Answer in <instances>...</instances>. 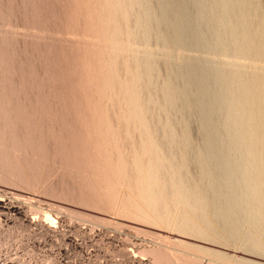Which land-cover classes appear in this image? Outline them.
I'll use <instances>...</instances> for the list:
<instances>
[{
  "label": "rangeland",
  "instance_id": "374dc122",
  "mask_svg": "<svg viewBox=\"0 0 264 264\" xmlns=\"http://www.w3.org/2000/svg\"><path fill=\"white\" fill-rule=\"evenodd\" d=\"M77 1L76 0H70V1L69 0H0V264H256V263L257 264H264V224L262 225L263 222L261 223L260 227L258 228L255 225L250 224L247 219H243V220L240 219L241 221L238 220V222H239L237 224L238 228L236 229L238 231H234V230L231 231L229 226H232V225H229V224H231L232 222L235 223V222H237V220L234 221L233 217L230 214L226 213L227 215L224 214L222 216H219L217 214L218 211L215 209L214 204L212 202H209L207 205H205V207H203L202 205L200 206V204H198V202H196V200H197V199H195L196 196H194L195 202H194V199L192 200L194 192L195 193L197 192L194 195L198 194L197 195V198H198L199 196H201V193L203 194V192L206 190L205 188L207 187L206 183H205L206 181H204L205 178L203 180L204 176H203L202 170L200 169L201 168V166H200L201 161H199V160L201 157H199L198 155L203 151L202 150L203 146H204L203 142L205 141V139L208 140V138H210V137H207V138L205 137L204 139H201L204 136L202 131L207 130V127H206V129H205V127L203 128L201 126L202 125L201 123L203 122L202 118H200V120H199V118L196 115H194L196 112L197 113L199 112V110H197L198 106L195 105L196 107H194L193 101H191V99H187V98H184L182 100L179 99L180 100L179 102L176 99L178 103L176 101H174V104L176 103L175 105L173 104L171 107L164 108L167 112V115H168V116L166 115L167 117L171 116L170 113L172 114V116H171V117H173V120H172V119H170L171 117L169 119L167 117H163L166 113H162L165 111L161 107H163V106L165 107L166 104L164 103V100L161 99L162 97H159L160 95L157 96L158 99H157V101H154V102L149 101L148 97L146 95L148 93L152 94V95L158 94L160 91L155 92L156 88L158 87L160 90V87H162V85H164L163 83L166 80L165 77L169 74L168 72L170 70L174 69V67L177 64L178 67H175V68H177L176 74H178L180 68L182 67V64L183 63L185 64L186 60H187V62L196 63V61L198 59H200V60L204 59L203 61H206V59H207L209 64L211 63L210 61H212L214 63L217 61L215 64L211 63L210 65H212V66H214L216 64L217 65L218 64L224 65V64H230V63L239 64L245 68V70H246L245 74H248V76H249V74L251 75V73H253L252 71H251V73H247V72H250V70L254 71L255 69H257V70L263 69L264 68V62L262 63L261 60L254 61L255 63L259 62L257 65L255 63H253L252 60H249V59L244 58V57L237 58V56L234 55L235 56L234 57L233 54H231V53L227 54V53H222L219 51H216V53H214L215 51L214 52L211 51L212 52L211 53V52H209V50H207L208 52H206V50H205V53H204L203 50H202L203 52L199 51V50H197V48H195L193 46H190L193 48H186L185 47L186 45H183L185 48L183 46L181 47L182 44H180V46L178 48V44L175 41H173L172 45L169 44L168 45L169 47H165L163 45V43L161 44V47H160V45L158 44L159 42L157 41V39H155L158 36L157 35L158 33L155 34L154 32L153 33L151 32V33L153 36H154V34L157 35L156 37L154 36L155 38H153V36H152V38H151L152 40L150 39L151 33H150V36L148 35L149 37H147L151 41L150 40L147 41V40L143 39L144 41H146L147 44L144 41L142 42V38L140 39L141 42L136 40V39L134 40L135 37L133 38V35L135 34L134 30L136 29L134 26V24L136 22L134 23V21H135V19L138 18L139 14H140V13H136V12L139 11L138 9L140 8V4L142 5V3H144L143 0H141L142 2H140L139 5L135 4L136 3L135 0H133V3L135 2L134 4H131L132 1L130 2V5H131V7L133 6L132 8L134 10L131 9V10H133V13L129 15L130 17L129 16L127 17L128 18L127 22H129V26H131V27H129V31H127L128 28L126 29L127 32L125 31V28L122 29L123 26H122V24L121 25L119 24V21L122 20L120 23L125 21L126 17L124 18V15L122 16L120 14V9L122 12H123L124 8L129 9L128 7L130 5H127V6L125 5L127 3L129 4L128 0H126V2L124 0L123 1L120 0V4L122 2V6L120 5L121 7L117 5V4H119L118 3L119 0H107V1L104 0V1H106L107 4L103 0H101V1H103V3L100 2L99 0L97 2H96V0L95 1L94 0H79V2H77ZM155 1H157L156 3H158V2L162 3L163 2L160 0L159 1L155 0ZM155 1L149 0L150 4L153 2L152 7L154 9L158 10V8H159L158 6L160 3L155 4L156 5L155 6L154 5ZM209 1H211V0H209ZM250 1H252V0H249V2L248 1L247 2L250 3ZM259 1H260V3L258 2V0H256V1L253 0V2H251V3H254V4H256L257 2H258V4L263 3V5L262 4L261 5H262V7H264V2H263L264 0L262 2H261V0H259ZM92 2L93 3L96 2L95 5L92 4ZM188 3L190 5V1ZM102 4L103 5L105 4L106 8L104 5V7H103L104 9H103ZM108 5L111 6L112 10H110V6L108 7L109 10L107 9ZM249 5H251V4H248V8L250 9ZM76 6L78 7V9ZM85 6L87 7L86 9H88V12L86 11ZM89 6H91V7L96 6V8H92L93 10L91 9L92 14H91V10L89 9L90 8ZM169 6H170V4H169ZM119 7H120V9H119ZM122 7H124V8H122ZM194 7L195 6L193 4H191L188 7V9L194 10L195 9ZM98 9H99V11H97ZM162 9H163V11H166V9L165 10H164V8H162ZM102 10H104V11L101 13ZM136 10H138V11H136ZM85 11H86V13H83ZM95 11H97L96 12L97 14L95 13ZM109 11H110V13L113 11L112 15L117 14V16H118L120 14L118 16L119 18H117V16L111 17V18H113V22L116 19V23L110 22L109 19H111V18L109 16L108 17L106 16V12H107V15L110 14V13L108 14ZM167 11H168V15L166 14L167 18L168 17L171 18V15H169L170 14V8L169 9L167 8ZM134 12H135V15H133ZM87 13L88 14L90 13L91 16L93 15L94 18L89 16ZM98 13H99V15L101 14L100 15L101 18L103 17V15L105 17H103V19H101V18L98 19L100 17L98 15ZM72 14H74V16ZM85 14H86V17H85ZM136 14H137V16H136ZM83 15H84L86 21L88 22V25L85 23L86 21H85L84 17L81 18ZM87 15H88V17H87ZM97 15H98V18H97ZM131 16L132 17L135 16L134 19L131 18ZM72 17H74V18H72ZM79 18H81V19H79ZM104 18H106V19L104 20ZM129 18L131 20L132 19L133 20L130 21ZM82 19L85 21L84 23H82L83 22ZM107 19L109 20V22L107 21ZM91 20L94 21L93 22L94 25L91 24L92 22H89ZM95 20H97V21H95ZM73 21H74V23H73ZM103 21H105L106 23L108 22L107 24H109V26H106V23ZM111 21H112V19H111ZM96 22H97V24L100 22L101 25L95 26ZM102 23L104 25H102ZM85 24L87 25V29H86ZM112 24L114 26H116L117 28L118 27L119 28L117 29L116 27H113ZM117 24H118V26H117ZM159 25L160 24L158 22L157 26L154 25L152 28L156 29L157 27H159ZM99 26H100V28H102L101 26H103V28L105 27V30H103L104 31L103 35H102L101 29H98ZM96 27H98V28L94 29ZM91 29L93 30V32L91 31ZM132 29H134V30L132 31ZM138 29L140 30V28H137L136 30H138ZM155 29H154V31H155ZM84 30H87V32H85ZM89 30H90V32H92V34L91 33L88 34ZM98 30H99V32H96ZM114 30H116V33H117V36H114L115 38L112 36V35L116 34V33L114 34V32H115ZM151 30H153V29H151ZM157 30L158 29H156V32H157ZM160 30H162V28ZM105 31H106V33H108V35L105 33ZM118 31H121V33L120 32L118 33ZM163 31H164V29H163ZM94 32H96V33H94ZM124 33H125L126 37H123ZM162 33L164 35L166 34L165 32H162ZM173 33H175V32H173ZM173 33H171V36L174 37L175 34L172 35ZM93 34H94V36H93ZM98 34H100V35H98ZM119 34H122L123 36L119 35ZM95 35H96V37H95ZM101 35H102V37L107 36L108 39L113 38V39H111V41L113 40L114 43H113V41L111 42L110 40H109L110 41L109 42L107 38H100ZM118 35L122 36V38H125L126 41H125V39L117 40V39L121 38V37H118ZM108 36H110V38ZM173 37H172V39H173ZM127 38H128V40H127ZM96 40L99 41L98 42L99 44H97ZM115 40L119 41V42H122V41L124 42V43H121V44H123L121 46L123 48L119 47V50H120V52H122V51L128 52L129 54L132 55V58H133V55H135L137 53V51H139V50L143 51L142 49L147 48L148 50L149 49L152 50V51L150 50L151 53L154 52L153 54H151L152 57H154V54H156L155 58H157V60H159V62H160V60L163 61L166 58L168 59V60L166 59V61L164 60L166 63L163 61L162 65H160L161 63L160 64L155 63V66L159 67L158 65H160L162 67V68L161 67L160 68L154 67V69L157 70L156 72L149 71L148 76L151 77L152 80H154L155 82H157V83L160 82V83L155 85V86H154V84H156V83H153V85L151 84V86L155 87V91L153 90V87H152V90L154 92L151 91V89H150L151 87L149 84V87H147V88H148V91H150V92H148V91H147L148 93L140 92V94L137 95V97L139 96V100L142 99V100H140L141 101V103H139L140 105L144 104L143 102H145V101H143V100H145V99H143V96H145V95H146V102L147 103L150 102V104L145 105V106H148V108L144 107L143 105H141V107H140V105L138 106L137 104L135 105V103H134L133 105L138 106V108L140 107L139 109L137 107L135 108L138 111L137 112L138 114L136 113L135 109H132V107H133L132 105H131L132 107H130V105H129L130 109H132V110H129L128 108L127 109L124 108V107H126V104H128L126 102H129V101H127V100H129V97H128L129 95L127 94L128 92H126L127 89L125 90V88H124L125 83H127L126 86H128V89H129V87L131 88V86L134 85L133 81L131 82L130 81L131 79H129V82H128L127 78L124 79L125 81L126 80L127 81L126 82L124 81L123 83H121V84H124V87H123V85L120 84V82H122V80H117V82L119 81L118 83L124 88L123 91L125 92V94H127L126 96L128 99L125 96H124L125 98L123 97L124 93L122 94V96H120L121 92H123V91L121 90V92H120V90H119L120 87L118 86L119 84L117 82H113L116 79H120L121 77H122L121 79H123V76H124L123 73L127 72V70L126 71L124 70L125 71L124 72L122 67L124 66V69L126 68L125 67L126 62L128 64L127 66H129L127 68H130V72H132V68L134 66V62H132L134 60L131 59V55L126 53L129 56L128 60L126 61L125 59H127V58H125V56H127V55L124 53L120 54V52H118V50H117L118 48L116 46L118 44L119 45H121V44L119 42H117L116 43L117 45H116ZM132 40H134L135 42ZM101 41L103 43H105L104 41H106V43L104 45L100 46L101 44H103V43H100ZM136 41H138V42L136 43ZM91 42L95 43L97 45H94L95 47L93 48V44L91 45ZM127 42H130V43H127ZM109 43H111V44L113 43L116 46L113 45L114 46V48H113L112 45H110ZM131 43H133L134 45L133 44L131 45ZM87 44H88V46H87ZM127 44H130L132 47L134 46V48H132V50L133 49L136 50L135 54H134V50L133 51L131 50L132 53H131V51H129L131 49V46L130 45L128 46ZM173 44L174 45L176 44L175 47H173L174 46ZM89 45H91V46H89ZM82 46H84V49L82 48ZM96 46H97L98 50H101V52L96 51V49H97ZM103 46H105V47H103ZM108 46L112 48V51L110 49H108L109 48ZM135 46L137 48H135ZM176 46H177V48H176ZM87 47H90L93 49H90V48L87 49ZM129 47H130V49H127ZM170 47H172L173 49L171 48L170 51L166 50V48L170 49ZM103 48H104V50H103ZM105 48H107L109 50V52L111 51V53L116 52L115 53L116 56L114 54L109 55L111 57L107 56L108 50L107 49L105 50ZM120 48L122 49V51ZM81 49H82V51H81ZM89 49L91 50L90 51L91 53H89ZM94 49H95V51H94ZM114 49H116L117 51H114ZM137 49H139V50H137ZM162 49L165 53L167 51L171 53V54L170 53L168 54V52H167L165 55H167L168 57L166 56V58H163V60H162V57L164 56V54L162 56L160 54ZM74 50H76V51L79 50V52L81 51L80 53L78 52L80 55ZM84 50H86L85 55H84V53H82V52H84ZM94 52L95 53L97 52V54L99 52L100 55H101V53H103V55L106 58L102 55H101L102 56L101 57L100 55H97V54H95L96 55L95 56V55H93ZM109 52H108V54H109ZM172 52H173V54H172ZM75 54H78L80 56V58H77L79 61H77V59H76V57H79V56L75 55ZM117 55H118V57H117ZM228 55H229V57H228ZM81 56H83V57H81ZM85 56L86 57L92 56L93 58H90L91 60L89 59L90 60L89 61V60H87L89 57H87V59H86ZM94 56H95V58H94ZM97 56H99L100 59H98L99 57L97 58ZM112 56H114V57H112ZM119 56L120 57L124 56L123 62L125 64L123 62H119L120 60H122V58H120ZM169 56H170V58H169ZM103 57L105 59L101 60V58H103ZM115 57L117 60L116 62L113 60H110L111 58L114 59ZM84 58L86 59V61H89V62L94 61V62H92V66L95 69L94 72H96V71L101 72L102 71V70H96V69H103L99 65V63H102V61H103V66L107 67L106 69L104 68V70H103L104 74L101 75V74H98L97 72L96 73L98 74L97 76H99V75L101 77L103 76V78L99 77V79L103 80L104 82H105L104 77H106V82L110 81V78H109V80L107 78L109 76V72H105L108 69L109 65L105 66L106 63H104V61L105 62L109 61L108 63H110V61H111L112 64L114 62L115 63L119 62L118 65H120V66H122L121 63H123L122 67H120V66L118 67L117 64L116 65L113 64L114 68H115V66H117L115 68L116 70L110 66L112 69L110 71L113 72L115 70L114 73L115 72L117 73V71H119V70L121 71V69H122L123 73L121 72L122 73L121 74L119 71V73H117V75L120 74L119 75L120 77H119L116 75V73L114 74L116 76H114L110 72L113 75V77L110 76L111 80L114 78V80L110 81L111 83L113 82V85L111 86L110 85L111 83L108 82V83H110V84H108V85H110V88H108V86H107V89H106V87H105L107 85L106 83H105L106 85L100 84V85H102L100 88V85H98L99 79L95 80L98 77L92 76L95 74L91 73V71L93 72L94 69L92 70V68H89L91 66V63L89 64L90 66H87V68H86L87 72L86 73H81L80 76L78 74H76L78 72L79 73L83 72V71L85 72L86 69L84 70V67H86V65L89 62L85 61L86 65L83 63V61L81 63L80 59L85 60ZM108 58H110V59L108 60ZM155 58H153V61ZM92 59H94V60H92ZM106 59H107V61H106ZM169 59H170V61H169ZM171 59L175 60V61H172ZM189 59H190V61H189ZM99 60H101V62H98ZM157 60H155L154 62H158ZM76 61H77V63L78 62L79 63L77 65H75L76 69L74 70L73 67H74V64ZM247 61L250 63H248ZM167 62L168 63L170 62L169 63V65L171 64L170 66H173L174 63L175 62L176 63H175L173 68L169 66L171 68L170 69V68H168V65H166V64H168ZM218 62H220V63H218ZM93 63H95V64L93 65ZM97 63H98L100 68L98 67ZM180 64H181V66L179 67ZM94 66H97L98 68H95ZM131 66H132V68H131ZM82 67H83V70H82ZM110 67H109V69H110ZM77 68H79V70L81 69V71H79ZM118 68H121V69H118ZM165 68H167L166 69L167 75L164 76ZM109 69H108V71H109ZM158 69L159 70L163 69V72H161V70H160V74H159ZM247 69H248V71H247ZM76 70H78V72L75 73L74 71H76ZM167 70H168V72H167ZM176 70H174V71H176ZM133 71H135V70H133ZM150 72L151 73L153 72L152 73L153 75ZM90 73H91V78L94 77V79L92 78V80H90ZM105 73H107L108 75L106 76ZM132 73H135V72H132ZM157 73L159 75H157ZM161 73H163V74H161ZM173 73H175V72H173ZM85 74H86V76H85ZM130 74H128V75L126 74V77L129 76ZM76 75L79 77V79H80V77H82L80 81L78 79H77L78 81H76V78H77ZM87 75L89 76V78L87 77ZM160 75H162V76H160ZM84 76L87 77V81L89 79V81L93 83L92 84L90 82L89 83L87 82L89 84V88H90L89 90L91 91V92L89 91L90 93H88V91H87L88 85L86 88L84 87L85 86L84 81L86 80V78ZM134 76H135V74H134ZM148 76H145V77H148ZM115 77H117V78H115ZM129 77L132 78L133 74H132V77L131 76H129ZM145 77H142V78H145ZM160 77H162V78L164 77V80L160 79ZM124 78H125V76H124ZM158 78L162 81H160ZM70 80H72V81H70ZM93 80L95 82H93ZM176 80H177L176 83H179L178 82L179 81L178 75H176ZM95 83L99 86L98 88L95 87L96 89H98L97 90L98 92H96V91L93 92V90L95 89L94 86L96 85ZM116 83H117V85H116ZM129 83H131L132 85H128ZM76 84H78L80 87H82V90H79L81 88L77 87L78 85H76ZM85 84H86V81H85ZM115 85L118 86L119 89ZM144 85H145V83H144ZM75 86H76V88H75ZM143 86H141V88L145 89L146 86L145 87H143ZM111 87H113V88L116 87L115 91H113L114 89L112 90ZM122 87H121V89H123ZM84 88L86 90H84ZM99 89H101V91H100L101 93H102V89H103L102 95L99 92ZM117 89L119 91H117ZM144 89H141L140 91H142V90L144 91ZM71 90H73L74 92ZM105 90H108V91L111 90V91H109V95H108V93L105 94V92H104ZM146 90L147 89H145V91ZM75 91H76V93H75ZM81 91L87 92L86 95L91 94L90 95L91 98L89 97V95L88 96L84 95L85 96L84 98L88 97L86 99H89V101H90V99L91 100L93 99V96L95 97L94 99H96V97L99 95V93H100V96H103L101 98L104 100H102L101 102H103L104 104H106L105 98H107V101L110 99V101H108V102H111V103L107 102V104H109L108 106L113 105L115 107V109L113 110L114 113L116 112V109L119 108V106H121L119 108L120 112L118 111L119 109L117 110V112H119V114H121L122 110L128 114L131 111L129 114L131 116V113L133 114L134 113L133 111L135 110V116L137 118V115H138L139 116L138 119L140 118V120L134 119L135 118L134 114H133L134 118L131 116V118H133V119H128V118H130V116H128V118H126L127 116L124 115V112H122L123 114H121V115H124L123 120L127 119L124 122L126 123L128 121V123H130V127H131V122H129V121L130 120L131 121L136 120L137 124L133 122L136 125H132V126H134V128L139 132L136 134V130L134 128L132 129L128 126H127L128 128L125 127L123 129L125 131H127L126 132L127 134L129 133L128 129L129 128L132 129V130H130V132L133 131L132 134H134V136L136 134V136H137V137L135 136L136 138L134 137V139H136V140L138 139V141L140 140L141 142L143 141L144 145L139 141L141 147L143 145V146H145V148H148V149L150 148L152 150V152H154V156H156V160L154 159V157L152 159L153 153L152 154L150 153L151 150L146 151V149L143 147L142 148L139 147L140 149H136V148H138L139 142H137V146L134 145V143H136V141L134 139H131L133 136L131 133H129V134H131L132 136L131 135H125L126 137L124 138L123 134H125V133H123V131H122L123 129L121 126H123L125 123L122 122L123 120L122 121L119 120V119H122L123 116L120 117L119 114H117V112H116L115 114H117V115H115V116L120 117V118L114 117L113 116L114 114H112L113 112L109 111V110H112L113 106L111 108V107H108L107 104L104 105L100 102L97 105V102H95V100H92L95 103H92V101H90V103H89L88 100L86 101V99H84L82 97L83 96L82 94H84V93H82ZM127 91H129V90H127ZM79 92H80V94H79ZM114 92H120V93H115L116 96H117V94H119L118 96H120V98H118V96L116 98H114V96H113ZM94 93L96 95L98 93V95L95 96ZM103 94L107 95L108 97L107 96L105 97ZM100 96H99V98L97 97L98 98L97 101L101 100ZM109 96H110V98H109ZM111 96H113V97L111 98ZM140 96H142V97H140ZM191 96H190V98L194 97V96H192V97ZM113 98H114V100L118 99L117 104L113 101L115 103V105H118V107L115 106L114 103H112L111 100H113ZM76 99H78V100H76ZM160 99L163 100L162 101L163 104L161 103L163 106H161L159 104L160 102L157 103L158 101H161ZM185 99H187L189 101H187V100L185 101ZM84 100H85V102H83ZM119 101L123 102V104H121ZM136 101H138V99ZM74 102H77V103H74ZM87 102L89 103V105H87L88 104ZM180 102L181 103L184 102L183 105L186 104V102H187L186 105H188L190 108L186 109L188 106L187 107H186V105L182 106L181 104H179ZM124 103H126V104H124ZM151 103L154 105L158 104L155 106H159V108L161 110L158 107H157V110H160L161 112L159 111L160 113H156L158 111H156L154 109L155 106L154 105L152 106ZM94 104H96L97 107H95L96 105L94 106ZM99 104H100V106H99ZM110 104H112V105H110ZM131 104H132V102H131ZM88 106L92 107L93 110L91 111L90 110L91 108H89ZM105 106L107 107V109L110 108L108 110L109 112H107L108 118H107V120L105 118H103L104 120L103 119H101V120H102V122L103 121L105 122V120H106V122L108 121L109 126L107 125V123L102 124L100 121V118H99V122H98L97 121L98 118H96L99 116L98 114L101 112V111H99L100 109L102 110V112L106 113L105 111H107V110L105 109L106 108ZM149 106L152 108H150ZM174 106H176V107H174ZM177 106H179V107H177ZM122 107H123V109L121 110ZM142 107H143V109L145 108V110L151 109L153 111V112L148 111V113H151V114H148L149 115L148 120H147V110L146 111L143 110V112H142ZM184 107H186V108H184ZM170 108H174V109H172L171 112H169V114H168V111H170ZM176 108H178V110ZM103 109L105 111H103ZM180 109H181V112H180ZM182 109H185V111L188 110L189 113L188 112L182 113ZM97 110L99 111V113H97L98 116H95L96 115L95 112H97ZM128 110H129V112H128ZM174 110L176 112L179 111L178 112L179 114L178 113H172V112H174ZM88 112L90 113V116H92V114L95 113L94 114L95 118L93 116L92 117L94 118L95 122L97 121L96 123H98V124L101 123L100 124L101 126L103 125V127H102L103 130H101L100 125H98V126H100L99 127L100 129L98 128V126H95L94 129L96 127L98 128V133H96V130H94L92 128L93 124H95L93 122L94 120L90 118V116L88 115L89 114ZM92 112H94V113H92ZM154 112H155V114H154ZM104 113L102 115H104ZM145 113H146V117L143 116V118H146V119H144V122L145 123L147 122V124H148V122L150 121L149 122L150 125L149 124L148 125L146 124V125L149 126L148 127L149 129L150 128L152 129V130L150 129L151 132H154V131L157 132V130L156 129L154 130V127H151V125L153 123L156 125L157 123H155V122L158 119H159L158 122L161 121L160 122L161 125H160V123H158V124L160 126H162V128H163L165 123H164V125H162L163 121L161 119L164 118L167 121L171 120L172 124H174V125H171V123H170V125L172 127L169 126L168 124H166L165 126L168 125V129L172 130V131L174 129L175 132L177 131L176 133L180 132V133H178V135L176 134L177 137H179V136L180 137L177 138L176 135H173L175 137V138L174 137L173 138L176 140H174V139L170 140L171 138L167 137L168 133H166V135H163L164 132H159V133L157 132L158 135H156V132H154V133L150 132L149 134H143L144 132H146V130H145L146 127L145 126L142 127L144 130V132H143V130L141 128L142 125H140L142 123L143 119H141L142 116L140 117V115H145ZM152 113L154 114L155 118H157V120L156 119L152 120L153 119ZM184 113H186V115L188 113L189 117L188 116L184 117V116H186ZM199 113H201V112H199ZM109 114H111L116 119L113 120L112 119L113 117ZM156 114H158V116ZM162 114H164V115H162ZM181 114H182V117H184L183 119L180 117ZM102 115L100 116L101 118L106 117V116H102ZM217 115H219V114L216 113L214 119L212 118V122L215 121L213 123L220 124V123H218V121H220L223 123L222 119H223L224 115L223 114H221L220 116H217ZM198 116H200V114ZM149 117L152 119H150ZM216 117H218V119ZM188 118H190L189 119L190 121L187 120ZM88 119L89 120L91 119L90 122L88 121ZM109 119H111V120H109ZM219 119H221L222 121ZM137 120L140 121L141 123L138 122ZM151 120H152V123H151ZM166 120H165V122L167 123ZM180 120L181 121L184 120L182 124L186 123L187 126L189 125L188 127L191 131L190 141L186 140L184 138L182 141V138H181L182 136L180 134H181V131H183V129H182L183 127H182V124L180 125V123H181ZM185 120L188 121V123L185 122ZM91 121L93 123H91ZM119 121H121L122 123H120ZM169 121H168V123H169ZM173 121H175V122H173ZM199 121H201V123ZM83 122H84V124H82ZM86 123H87V125H86ZM117 123H119L121 125V126H119L118 130L120 129V127L122 129V130L120 129L119 136L116 135L117 133H115V129L117 128ZM222 123L219 125L220 131H223V130H221V128L223 129V127H221ZM138 124H139L140 128H138ZM106 125L108 127H111L112 131L110 128H109L110 129L109 130ZM104 126L108 129L109 132L111 131L112 133L106 132L105 134L104 133L101 134L102 133L101 131H103V132L107 131L106 129L104 130V128H105ZM158 126H155V128L158 129ZM173 126H175V127H173ZM199 126L202 127L203 130ZM148 128H147V130H149ZM160 128L161 127H159L158 131H160L162 129V128L161 129ZM217 128H218V126H217ZM168 129L165 128V130L162 129L161 131L167 132ZM178 129H179V131H178ZM121 133H123V134H121ZM93 134H94V136H93ZM138 134H141L142 136L140 135L141 137L138 138V136H139ZM106 136H107V138H105ZM108 136H111V137L113 136L115 139L116 138L118 139V137H120V138L123 137V139H126V141H128V140L130 141V139H131L133 143H131V142H129V143H131L130 146L132 144L134 146H136V148L134 147V149L132 148L133 145L131 146V149H130L128 147L129 145H127L128 142H126L125 140H122V142L125 145L122 142H119L121 140H118V142L122 146H120L118 144V142H116V143L121 148H124L123 146H125L126 150L128 147V149H130V154H128L129 152H127L125 150V148H124V150L122 149L123 151L120 150L121 148L119 146L117 148L118 151L119 150H120V152L126 151L125 153L127 156L128 155L130 156L131 154H133L132 155L133 157L131 156L132 158H130L128 156V158H130L128 161V158L127 157H126L127 159L125 158L126 155L124 153L121 152L122 155L124 154L123 156H121L120 152L118 153L116 148H115V150H113L114 149V148H112L113 143L115 145L113 147L117 146V144L115 143V141L117 139L115 141H113L114 140V139H112L113 137L112 138L110 137L113 141V142L111 141L112 144L105 141L106 143H108L105 145V143L103 142L104 139L101 137H104L106 140H108V138H109ZM149 136H153V137L151 138ZM164 136H166V137H164ZM226 136H225V138L227 139L228 136L227 137ZM94 137H96V138L99 137L100 139H96L97 140L96 141L95 139H93ZM127 137H129V138H127ZM147 137H149L150 139H148ZM82 138H83V140H82ZM91 138H92V140H91ZM140 138L141 139L143 138V139L141 140ZM145 138L148 140V142H147V140H145ZM101 139H103V140H101ZM152 139L155 142L159 143L160 144L159 147H163V149L161 148L162 150H159L157 143H155L156 144L155 145ZM167 139L170 141H168ZM226 139L224 140L225 142H227ZM231 139H233V138H231ZM231 139H227V140L230 141ZM98 140H99V142H101V143H99L100 145L98 144ZM150 140H151V143H153V144L150 143ZM102 142L104 144H102ZM101 144L105 145V147H102ZM152 145H154V147H156L158 150L151 148ZM190 145H191V147H190L191 149L189 148ZM94 146L96 147V150L94 149ZM106 146H108V147H106ZM148 146H150V147H148ZM184 147H185V149H184ZM103 148L107 149L105 152L106 155H104L105 153L103 152L104 151ZM164 148H165L166 154H165V151H163ZM142 149H144L143 152L141 151ZM177 149H179V151ZM83 150L90 152L91 156H93L94 153L97 152L96 155L98 157L99 156H101V157L98 159L94 155L95 158L91 157L92 158L91 159L89 157V153H87L86 151H84V152H86V153H84ZM108 150H110V151L107 152ZM131 150H132V153H131ZM138 150L140 151V153L138 152ZM91 151H92V153L94 152L93 155H92ZM113 151H115V152L117 151V153H113ZM133 151H136V153L138 152L139 154H141V152H142L145 155H143V154H141V155L142 156H148V158L145 157L144 159H146V160H144V159L142 160L143 157L140 156L139 154H138L139 155L138 158H136L137 154L136 153L134 154ZM169 151H171L172 154ZM110 152H112V153H110ZM167 152L169 154H167ZM196 152H197V154H196ZM107 153H108V155L118 154L117 156L120 155L122 158L119 157V159H120L119 161H118V159L116 161L115 160L113 161L112 159H115L118 157H116V155H112V157L113 156H115V157H113L112 159L110 158L111 161L108 162V161H106V158H108V157H105V156H108ZM182 153H183V155H182ZM184 153L185 154L188 153L187 156H185ZM158 154H160V156L162 158L165 155L168 156V158H166V156H165L164 157L166 160L165 161L164 158L163 159L160 158ZM170 154L175 155L174 156L176 159L175 161L177 162L178 165L179 164L180 165L184 164V165H182L181 168H179L180 165L179 166L176 165L175 161L172 160V159H174V157L171 158ZM149 155L151 156L150 158L152 160H155V162L157 161V163H155V164H158V162L163 160L160 162L162 166L160 164H159L160 166L154 165L153 164L154 162H151ZM86 157H87V160H86ZM134 157L136 158L135 159L136 161L135 160L130 161L131 159H134ZM123 158H125L124 160H126L127 163L133 162L134 165L131 164V165H133L131 167V165L129 163L127 164L124 161H122ZM185 158L187 161H184ZM96 159H98L99 161H100V159H103V160L105 159V162H101L102 161L101 160L100 161L101 165H100V163H98V160H97V162L95 161ZM110 159L108 158L107 160H110ZM137 159H139V162H137L138 161ZM85 160H86V163H85ZM140 160H142L143 162L145 161V163L148 161V163L143 165V164H141L142 161H140ZM90 161H91V163H89ZM92 161H94L95 164L93 163V165H95V166L92 165ZM120 161L124 162V165L126 164V166H127V169H125V171H123V172H126L125 174H127V177H125L126 175L123 174V172L121 174L122 170H120L121 167L119 168L120 164H119V166H117L118 164L117 165L115 164V162L120 163ZM172 161H173V163H175L174 165H176V168L177 167L178 168L173 169L171 171V168H173V167L175 168L174 165L172 166V164H173ZM111 162H112V164L114 162L115 165L113 164V166H112ZM135 162H136V164H135ZM164 162L165 163L169 162V163H167V164H169V166L167 164H165ZM182 162H184V163H182ZM186 162H187V164H186ZM137 163L138 164L140 163L141 165H139V166L143 167V169L142 168L140 169L142 171V175L140 174L141 173L140 170L138 171V173L136 172V170L140 168V167H138L137 169H135V166L136 167L138 166ZM149 163L151 164V167L150 166L149 167L152 168L151 169L152 171H150L149 167H147L148 165H150ZM170 163H171V165H170ZM152 164L154 165V168H157V166H159L161 168V171H164L162 169V167H164V166L166 168L169 167L170 170L167 169V171L169 173L167 171H165L164 172L166 174L165 175L161 171H160V173H162V174H160L158 171L156 172V170H159V168L153 169ZM163 164H164V166H163ZM102 165H104L106 168H107V166L110 168V169L107 168V170L110 171V174L108 176H111L113 173H115V171L117 169H119L120 171L117 170L116 172H118V171L120 172L119 174H120L121 178L119 176H117V174H118L117 173L116 175L113 174L115 178L112 177L113 175L111 177H109L110 178L109 179L110 181H109L107 179L108 177L106 176L107 174L104 172L106 174L105 175L102 172L104 170L101 167ZM124 165H122V167ZM129 165H130V167H128ZM99 166H100L101 170L102 169L103 170L101 171L99 169L98 172L100 174L99 173L97 174V169L99 168ZM93 167L94 168L96 167V169H95L96 172H94ZM165 167H164V169L166 170ZM123 168H126V167L124 166ZM146 168L148 169V172L146 171ZM111 169L112 170L115 169V170L112 171ZM181 169L182 170L184 169V170L182 171ZM127 170H128V172H127ZM143 170L146 171V173H150V176L152 175L151 178L150 177L148 178V181L150 179H152L153 177H156V174L158 175V173L160 174V176L156 179L153 178L154 181L150 180L151 183L149 181V184H152L151 186L148 185V183H147L148 181L145 182L144 186H141V184L143 183L142 181L147 180V177L149 176V174H148V176H146L145 175L146 173H144ZM174 170L176 171L175 176L173 175ZM185 170H186V173H185ZM135 172H136V174H135ZM190 172H191V174H190ZM154 173H155V175H154ZM216 173L214 171L212 174V177L217 178L218 174L216 175ZM137 174L138 175L140 174L141 176L139 175L140 176L139 177ZM103 175H105L107 178H104L105 176H103ZM121 175H124V176H121ZM170 175H171V177H170ZM97 176H99L100 178L98 177V179H97ZM116 176L119 177L120 180L118 178H116ZM142 176L145 177L146 179L142 180V178H143ZM134 177L138 181L135 180ZM169 177L171 178V180L169 179ZM172 177L174 179H172ZM126 178L129 179L128 181H130V183L128 182V184H130V185H127V182L123 183L127 180ZM139 178H141L140 182H139ZM180 178L181 179L182 178L187 179L184 182L182 179V182L185 183V185L187 186V189H188L189 185H190V190H191L192 186L194 187V188L192 187L193 191L188 190L190 192V194L193 193L191 195L192 198H190L191 197L190 194L188 195V197L190 196L189 198L186 197L184 199V198L178 197L177 192L175 190V188H177V187H174V186L179 185V182H181ZM114 179H116L117 181ZM102 180H104V181H102ZM132 181H134V182H132ZM152 181L154 183H156L157 186H155V184H153ZM173 181H174V183L175 182H177V183L174 185ZM190 181H191V183H190ZM199 181H201V182H199ZM103 182L104 183L106 182L105 186H103L104 185ZM107 182H110V185H109V183L107 184ZM161 182H164L162 185L166 184V185H164V188L167 186V184L169 187V188H165V189L163 188L164 190L161 188L163 191L166 190L165 192H162V190H160L162 192V195H163V193L165 194L167 192V190H170L166 193L165 196H162L159 192V189H160L159 185L161 184ZM188 182H189V185H188ZM136 183H137V185H136ZM171 183H173V184H171ZM133 184H135L136 186H134ZM202 184L204 185L203 187H202ZM196 185H197V187H196ZM127 186H129V187H127ZM148 186L150 188H152L153 191L155 190L154 187H157L158 190L157 189L156 190L158 191V193L154 194V192H157L156 190L154 192L153 191L150 192L151 189L149 190ZM222 186L218 187L219 191L217 189V192L222 191V190H220ZM138 187H140L142 189L140 190V188H138ZM111 188H113V190ZM144 188H147L148 189L147 191L149 193L147 191H145L146 189L144 190ZM171 188H173L172 190H175L176 193L175 192H174V194L170 193V195L172 194L173 196L171 195L172 197L170 196L168 198L166 196L167 195L169 196V192H172ZM223 188L225 189L224 186L222 187V189ZM110 189H111V191H110ZM224 189H223L224 192L223 191L221 192L222 194H225L226 189L225 190ZM143 190H144V192H142ZM105 191H106V193H105ZM112 192H114V193L112 194ZM145 194H147V195H145ZM156 194H158V195H156ZM139 195H141V196H139ZM174 195H177L178 198L177 199L173 198V197H175ZM147 196H150V198ZM155 196L156 197L160 196L163 198L159 199L160 197L156 198ZM148 198L150 200H152V202H153L152 204H150L151 201L149 202L147 200ZM154 198H156V200H154ZM142 199H144V200H142ZM158 199L160 201H157ZM181 199H184L182 201H184L185 204L187 203L188 200L191 199L192 201L190 200V202L191 203L194 202L191 205H194V206L193 207L189 206V204H190L189 201H188L189 204L187 203L188 205L183 204ZM173 200H174V202H173ZM198 200H199V198H198ZM156 201H157V203H156ZM148 202H149V204H148ZM154 202L156 204H158V202H160V204L161 203L162 204H161V206L159 204L154 205ZM195 204H197V205L195 206ZM186 206L189 209V211L186 208ZM189 207H191V208H189ZM155 208H157L158 210ZM205 208H208V209L205 210ZM163 210H165V211H163ZM213 210H214V212H212ZM205 212H206V214H205ZM156 213H158V214H156ZM185 214L188 216H186ZM203 214H205L206 218L203 217L204 216ZM189 215H190V217H189ZM165 217H166V220H165ZM202 217L204 218V220ZM216 218H218V219L216 220ZM183 220L185 222L184 225H183V223H184ZM189 220H190L191 224L188 223ZM246 220L248 223L246 222ZM204 221H206V222H204ZM186 223H188L190 225H187ZM192 224H194L193 225L194 227L192 226ZM185 225H187V226L185 227ZM188 226H190V227H188ZM191 226L193 229H191ZM195 226L200 227V229L195 228ZM194 228L198 229L199 231L195 230ZM192 230H195V231H192ZM248 231L250 233L247 234ZM198 232H202V233H198ZM237 232L238 233L240 232V233L237 234ZM246 234L248 236H249V234L251 235L248 237L250 239V241L247 238ZM253 234H254V236H252ZM255 236H256V238H255ZM252 239L256 240L255 241L256 245H255L254 241H251Z\"/></svg>",
  "mask_w": 264,
  "mask_h": 264
},
{
  "label": "bare ground",
  "instance_id": "6f19581e",
  "mask_svg": "<svg viewBox=\"0 0 264 264\" xmlns=\"http://www.w3.org/2000/svg\"><path fill=\"white\" fill-rule=\"evenodd\" d=\"M70 1V0H69ZM77 1V0H76ZM95 1V0H94ZM98 0H96V2H97ZM100 2H102L103 3V1H101V0H99ZM107 1V0H106ZM106 1H104L105 3H106ZM121 1H123V0H121ZM125 2H126V0H124ZM132 1V3L131 4H134L133 3V0H128V2H129V4L127 3V4H125L126 6L127 5H130V2ZM136 1V3L135 4H140V2H142L141 0H135ZM144 1V3H142V5L140 4V8L138 9V10H136V11H138V12H136V13H140L139 14V16H138V18L137 19H135V21H134V26H135V28L137 29V28H140V30L138 29V30H134V29H132V31L134 30L135 31V34L133 35V38H134V40L136 39V40H138V41H140L141 42V38H142V42L144 41V40H150L151 38H152V33L154 32L155 34L156 33H158L157 35H155L154 34V36L156 37H154L153 36V38H155V39H157V41L159 42H157L159 45H160V47H161V44L163 43V45L165 46V47H169L168 45L170 44V45H172V43H173V41H175L177 44H178V48H179V46H180V44H182L181 45V47L183 46V45H186L185 47L186 48H193V47H195V48H197V50H199V51H204V53H205V50H206V52H208L207 50H209V52H214V53H216V51H219V52H222V53H231V54H233V56L235 55V56H237V58H240V57H244V58H247V59H249V60H252L253 61V63H255L254 61H258V60H261L262 61V63L264 62V7H262V5H263V3H261V4H258V2L260 3V1L258 0V2L256 3V4H254V3H251V2H253V0L252 1H250V3H248L249 2V0H211V1H207V0H160V1H163L162 3H160V2H158V3H160L159 4V8H158V10H156V9H154L153 7H152V3L150 4V2H149V0H143ZM155 1V0H154ZM159 1V0H158ZM190 1V5L191 4H193L195 7V9L194 10H192V9H188V7L190 6L189 5V2ZM248 1V2H247ZM254 1H256V0H254ZM263 0H261V2H262ZM75 2V1H74ZM77 2H79V0L77 1ZM76 2V3H77ZM84 2V1H83ZM82 2V3H83ZM88 2V1H87ZM95 2V3H96ZM115 2V1H114ZM113 2V3H114ZM117 2V1H116ZM157 1H155L154 2V5L155 4H158V3H156ZM192 2V3H191ZM264 2V1H263ZM90 3V2H89ZM95 3H93L92 2V4H94L95 5ZM118 3L119 4H117L118 6H122V2H121V4H120V0L118 1ZM124 3V2H123ZM188 3V4H187ZM91 4V5H92ZM107 4V3H106ZM169 4H170V6H169ZM248 4H251V5H249L250 6V9L248 8ZM90 5V4H89ZM100 5V4H99ZM105 5V4H104ZM104 5L102 4V8L104 7ZM115 5V4H114ZM189 5V6H188ZM87 6V5H86ZM85 6V9L87 8ZM110 5H108L107 6V9L109 10V7ZM113 6V5H112ZM120 6V7H121ZM124 6V5H123ZM125 6V7H126ZM156 6V5H155ZM169 6V7H168ZM188 6V7H187ZM77 7V6H76ZM82 7V6H81ZM90 8V10L92 9V8H96V6H94V7H91V6H89ZM101 7V6H100ZM120 7H119V9H120ZM133 7V6H132ZM131 7V5L128 7L129 9H126V8H124V7H122V8H124V10H123V12L121 11V9H120V14L123 16L124 15V18H125V21H123L122 23H120L122 20H120L119 21V24L121 25L122 24V29H124L125 28V31H126V29H127V31H129V27H131V26H129V22H127V17L130 15V14H132L133 13V8ZM137 7V6H136ZM84 8V7H83ZM105 8H106V5H105ZM115 8V7H114ZM113 8V9H114ZM162 8H164V10L166 9V11H163V9ZM167 8L169 9L170 8V14L169 15H171V18H167V16H166V14L168 15V11H167ZM77 9H78V7H77ZM104 9V8H103ZM116 9V8H115ZM118 9V8H117ZM131 9H133V10H131ZM70 10V9H69ZM89 10V11H90ZM93 10V9H92ZM92 10H91V14H92ZM101 10V9H100ZM110 10H112L111 9V6H110ZM251 10V11H250ZM86 11L88 12V9H86ZM86 11L85 12H83V13H86ZM97 11H99V9L97 10ZM97 11H95V13L97 12ZM104 10H102L101 11V13L103 12ZM119 11V10H118ZM132 11V12H131ZM113 12V11H112ZM112 12L110 13V11L108 12V14L109 15H107V12H106V16L108 17H112V16H117V14L116 15H112ZM122 12V13H121ZM71 13V12H70ZM119 13V12H118ZM77 14V13H76ZM88 14V13H87ZM97 14V13H96ZM119 14V15H120ZM73 16H74V14H72ZM89 16H91L90 15V13L88 14ZM88 15H87V17H88ZM98 15H99V13H98ZM98 15H97V18H98ZM101 15V14H100ZM99 15V16H100ZM118 15V16H119ZM133 15H135V12H134V14ZM117 16V18H119ZM136 16H137V14H136ZM71 17V16H70ZM84 17V15L81 17V18H83ZM85 17H86V14H85ZM85 17H84V19H85ZM91 17H93V15L91 16ZM96 17V16H95ZM103 17H105L104 15H103ZM103 17L101 18V16L98 18V19H103ZM106 17V18H107ZM121 17V16H120ZM130 17V16H129ZM135 17V16H134ZM134 17H132L131 16V18H133L134 19ZM72 18H74V17H72ZM71 18V19H72ZM81 18H79V19H81ZM94 18V17H93ZM92 18V19H93ZM96 18V19H97ZM106 18H104V20L106 19ZM115 18V17H114ZM70 19V20H71ZM78 19V20H79ZM111 19H112V21H111ZM111 19H109L110 20V22H112V23H116V19L114 20V22H113V18H111ZM130 19V18H129ZM132 19V20H133ZM83 20V19H82ZM94 20V19H93ZM109 20L107 19V21L109 22ZM131 19H130V21H132ZM75 21V20H74ZM74 21H73V23H74ZM85 21H86V19H85ZM84 20H83V22L82 23H84L85 22ZM95 21H97V20H95ZM102 21V20H101ZM72 22V21H71ZM78 22V21H77ZM89 22H92L91 24H93V22L94 21H89ZM103 22H105V21H103ZM107 22V23H108ZM158 22H159V27H157L156 29H158L157 30V32H156V29L155 28H152L154 25H156L157 26V24H158ZM87 25H88V22L86 21L85 22ZM106 23V22H105ZM106 23V26H109V24H107ZM132 23V22H131ZM130 23V24H131ZM85 24V26H86V29H87V25ZM111 24V23H110ZM94 25V24H93ZM98 26V25H101L100 24V22L97 24V22H96V24H95V26ZM102 25H104L103 23H102ZM113 25V24H112ZM116 25V24H115ZM119 25V26H120ZM203 27H202V26ZM67 26V25H66ZM92 26V25H91ZM117 26H118V24H117ZM133 26V25H132ZM155 26V27H156ZM201 26V27H200ZM93 27V26H92ZM91 27V28H92ZM102 28H103V26H101ZM113 27H116V26H114L113 25ZM84 28V27H83ZM98 27H96V28H94V29H97ZM102 28H100V26H99V28L98 29H101V31H102V35L104 34V31L103 30H105V27L102 29ZM117 28V27H116ZM115 28V29H116ZM119 28V27H118ZM117 28V29H118ZM162 28V30H160ZM90 29V28H89ZM121 29V28H120ZM151 29H153V30H151ZM154 29H155V31H154ZM163 29H164V31H163ZM170 29V30H169ZM110 30V29H109ZM131 30V29H130ZM85 32H87V30H84ZM91 31L93 32V30L91 29ZM115 31V32H114ZM113 32H114V34L116 33V30H114ZM126 31V32H127ZM131 31V32H132ZM172 31V32H171ZM92 32H90V30L88 31V34L89 33H91L92 34ZM96 32H99V30L98 31H96ZM96 32H94V33H96ZM121 33V31H118V33ZM152 32V33H151ZM162 32H165L166 34L164 35ZM173 32H175V33H173ZM105 33H106V31H105ZM110 33V32H109ZM112 33V32H111ZM150 33H151V36H150ZM171 33H173L172 35H174L175 34V36L173 37V36H171ZM107 35H108V33H106ZM105 34V35H106ZM113 34V33H112ZM123 34V33H122ZM122 34H119V35H122ZM98 35H100V34H98ZM97 35V36H98ZM102 35H101V37L100 38H107V36L106 37H102ZM110 35V34H109ZM118 35V37H121V38H119V39H117V40H120V39H125V38H122V36H119ZM150 36V39L149 38H147V37H149ZM93 36H94V34H93ZM113 37L114 36H117V33L115 34V35H112ZM132 36V35H131ZM95 37H96V35H95ZM109 38H110V36H108ZM123 37H126L125 36V33H124V36ZM171 37V38H170ZM172 37H173V39H172ZM115 38V37H114ZM130 38V37H129ZM108 39V38H107ZM111 39H113V38H111ZM111 39H108V41L110 40L111 41ZM144 39V40H143ZM104 40V39H103ZM106 40V39H105ZM121 40V41H122ZM127 40H128V38H127ZM131 40V39H130ZM134 40H132V41H134ZM152 40V39H151ZM150 40V41H151ZM154 40V39H153ZM109 41V42H110ZM113 41V40H112ZM111 41V42H112ZM116 41V40H115ZM125 41H126V39H125ZM138 41H136V43L138 42ZM156 41V40H155ZM93 42V41H92ZM91 42V45L93 44V48L95 47L94 45H97V44H99L98 42L99 41H97L96 40V42H97V44H95V43H92ZM105 43H106V41H104ZM117 42H119V41H116L115 42V44L117 43ZM135 42V41H134ZM133 42V43H134ZM145 43H146V41H144ZM82 43V42H81ZM100 43H103L102 41L100 42ZM105 43H103V44H101L100 46H102V45H104ZM108 43V42H107ZM113 43H114V41H113ZM111 44V43H109L110 45H112V47L114 48V46H116L115 44ZM120 44L121 43H124L123 41L122 42H119ZM127 43H130V42H127ZM133 43H131V45L133 44ZM108 44V45H109ZM126 44V43H125ZM141 44V43H140ZM147 44V43H146ZM145 44V45H146ZM91 45H89V46H91ZM114 45V46H113ZM123 44H121V45H117L116 47L118 48L117 50H118V52H120V50H119V47H121ZM128 46L130 45V44H127ZM130 45V46H131ZM134 45V44H133ZM162 45V46H163ZM174 45V44H173ZM176 45V44H175ZM175 45L173 46V47H175ZM86 46V45H85ZM87 46H88V44H87ZM106 46V45H105ZM105 46H103V47H105ZM127 46V47H128ZM152 46V45H151ZM190 46H193V47H190ZM79 47V46H78ZM99 47V46H98ZM109 47V46H108ZM115 47V48H116ZM149 47V46H148ZM184 47V46H183ZM184 47V48H185ZM82 48L84 49V46H82ZM88 48H90V47H87V49ZM93 48H90V49H93ZM96 48H97V46H96ZM101 48V47H100ZM121 48H123V47H121ZM120 48V49H121ZM125 48V47H124ZM132 48H134V46L132 47L131 46V49H130V47L129 48H127V49H130L129 51H131L132 50ZM135 48H137L136 46H135ZM150 48V47H149ZM171 48L172 47H170V49H168V48H166V50H171ZM176 48H177V46H176ZM76 49V48H75ZM89 49V53H91L90 50ZM107 48H105V50H106ZM108 49H110L111 51H112V48L111 47H109ZM107 49V50H108ZM173 49V48H172ZM103 50H104V48H103ZM116 49H114V51H117ZM134 50V49H133ZM132 50V51H133ZM137 50H139V49H137ZM143 51H137V53L135 52L136 50H134V54L135 55H133V58H132V55L131 54H129L128 52H123L122 51V49H121V51L122 52H120V54H126V53H128L129 55H131V59H133L134 61H132V62H134V66H133V68H132V66H131V68H132V72H135V73H132V72H130V68H127V67H129V66H127L128 64H127V62H126V65H125V69H124V66H123V60H124V56H122V57H120V58H122V60H120L119 62H123V63H121L122 64V66H120V65H118V63H115L117 60H116V57L114 58V59H110V58H108V60L110 59V60H113V61H115L113 64L114 65H118V67L120 66V67H122V69H123V71L125 70H127V72H125L127 75L128 74H130L129 76H131L132 77V74H133V79L132 78H130L129 76H127L126 77V74L125 73H123L122 72V69L121 68H118V69H121V71H120V73L122 72L123 73V75L125 76V78H124V76H123V79H116L115 81H113V82H117V80H122V82H120V84L121 83H123L125 80L124 79H126L127 78V80H128V82H129V79H131L130 81L132 82L133 81V84L134 85H132L131 83H129L128 85H132L131 86V88L129 87V89H128V86H126V84L127 83H125V87H124V84H121V85H123V87L125 88V90L127 89V90H129V91H127L126 90V92H128L127 94L129 95L128 97H129V100H127L128 98H127V94H125V92L123 91L124 90V88L119 84L118 86L120 87V89H119V87L118 86H116L117 85V83H116V87H118V89L120 90V92H121V90L123 91V92H121V95L120 96H122V94H123V97L125 96L127 99V101H129V102H126V103H128V104H126V103H124V104H126V107H124L125 109H129V110H132V109H135L136 107L138 108V106L140 105L139 103H141V101L140 100H142V99H140L139 100V96L137 97V95H139L140 94V92H145V93H148V92H150V91H148V88L147 87H149V84H150V89H151V91H155V87H153V86H151V84L153 85V83H156V84H154V86L155 85H157V84H159L160 82H155L154 80H152V78L151 77H149L148 75H149V71H153V72H156L157 70H155L154 69V67L155 68H160L161 66L160 65H162V62L165 60L166 61V56L167 55H165L166 53L163 51V49H162V51H161V56L164 54V56L162 57V60H163V58H166V59H164L163 61H161L160 60V62H159V60H157V58H155V55L156 54H154V57H152L151 56V54H153V53H151L150 52V50L151 49H142ZM74 51H76V50H74ZM81 51H82V49H81ZM80 51V52H81ZM85 51L86 50H84V52H82V53H84V55H85ZM94 51H95V49H94ZM96 51H100L101 52V50H98V48L96 49ZM111 51L109 52V50L107 51V56H109V55H115L116 56V52L115 53H111ZM127 51V50H126ZM132 51H131V53H132ZM152 51V50H151ZM173 51V50H172ZM202 51V52H203ZM77 53L79 52V50L78 51H76ZM75 52V53H76ZM79 52V53H80ZM88 52V51H87ZM86 52V53H87ZM103 52V51H102ZM105 52V51H104ZM108 52H109V54H108ZM117 52V53H118ZM139 52V53H138ZM211 52V53H212ZM78 53V54H79ZM111 53V54H110ZM170 52H168V54H169ZM78 54H75V55H78ZM93 54V53H92ZM91 54V55H92ZM95 54H97V52L95 53L94 52V54L93 55H95ZM105 54V53H104ZM128 54H126L127 56H125V58H127V59H125L126 61L128 60ZM171 54V53H170ZM172 54H173V52H172ZM80 55V54H79ZM78 55V56H79ZM83 55V56H84ZM89 55V54H88ZM97 55H100V53L98 52V54ZM101 55L102 56H104L103 55V53H101ZM100 55V56H101ZM159 55V54H158ZM83 56H81V57H83ZM96 56V55H95ZM95 56H94V58H95ZM101 56V57H102ZM173 56V55H172ZM234 56V57H235ZM86 57V56H85ZM87 57H89L88 59H87ZM86 57V59L87 60H89L90 58H93L92 56L90 57V56H87ZM99 56H97V58H98ZM105 57V56H104ZM101 58V60L103 59H105V58ZM109 57H111V56H109ZM112 57H114V56H112ZM117 57H118V55H117ZM168 57V56H167ZM228 57H229V55H228ZM77 58H80V56L79 57H76V59ZM96 58V59H97ZM153 58H155L154 59V61L155 60H157L158 62H154L153 61ZM161 58V57H160ZM169 58H170V56H169ZM85 59V58H84ZM86 59L85 60H82V59H80L81 61V63H82V61H83V63L86 65V62H89V61H86ZM98 59H100V57L98 58ZM97 59V60H98ZM159 59V58H158ZM188 59V58H187ZM191 59V58H190ZM190 59H189V61H190ZM242 59V58H241ZM92 60H94V59H92ZM101 60H99L98 62H101ZM119 60V59H118ZM130 60V59H129ZM168 60V59H167ZM172 60V59H171ZM182 60V59H181ZM180 60V61H181ZM185 60V59H184ZM194 60V59H193ZM197 60V59H196ZM204 60V59H203ZM202 59L200 60V59H198L197 61H196V63H194V62H187V60H186V62H185V64L183 65L182 64V67L180 68V70H179V72H178V74H176L177 73V68H175V67H178V65L176 64V66L174 67V65H175V63H174V65L173 66H170L169 65V63L168 64H166V65H168V68H170V67H174V69H172V70H170L169 72H168V70H167V72L169 73L168 75H167V73H166V69L167 68H165V74H164V76L165 75H167L166 77H165V82L163 83L164 85H162V87H160V90H159V88L157 87L156 88V91L155 92H158V91H160L158 94H146L147 95V97H148V100L149 101H152V102H154V101H157V99H158V95H160L159 97H162L161 99H163L164 100V103L166 104V106L164 107L162 104H163V100H161V101H158L157 103H159L161 106H163V107H161V108H163V110L165 111V112H162V113H166L165 115L164 114H162V115H164L163 117H167L168 115H167V112H166V110L164 109V108H168V107H171L173 104H174V101H176L177 102V100H178V102L180 101V100H182V99H184V98H187V99H191V101H193V104H194V107H196V106H198L197 107V110H199V112H201V113H199L200 114V116H198L199 114L196 112L194 115H196L198 118H199V120H200V118H202V120H203V122L201 123V121H199L201 124V126L204 128L205 127V129H206V127H207V130H203V128L202 127H200L203 131V138H201V139H204L205 137L207 138V137H210V138H208V140H206L205 139V143L203 142V144H204V146H203V151L198 155L199 157H201L200 158V160L199 161H201V170H202V173H203V180H204V178H205V180L204 181H206L205 183H206V190L203 192V194L201 193V196H199L198 198H199V200H198V198H197V195H194V194H196L195 192H194V194L193 193H191L190 194V192L189 191H191L192 190V187H191V190H190V185H189V182H188V189H187V186L185 185V183H183L184 181H186L187 179H183V182H182V179L180 180L181 182H179V185L178 186H174L177 182H175L174 183V181H173V183H174V187H177V188H175V190H176V192H177V195H178V197L179 198H186V197H188V195L190 194V196L193 194V198H192V196L190 197V198H192V200L195 198L194 196H196V198L195 199H197L196 200V202H198V204H200V206L202 205L203 207H205V205H207L209 202H212L213 204H214V207H215V209L218 211L217 212V214L219 215V216H222V215H227L226 213H228V214H230L232 217H233V219H234V221H236L237 220V222H235V223H231V224H229V225H232V226H229V228L231 229V231H238V230H236L237 228H238V226H237V224L239 223L238 222V220H243V219H247L248 220V222L250 223V224H253V225H255L256 227H260V225H261V223H262V225L264 224V68L263 69H260V70H257V69H255L254 71L253 70H250V72H247V73H251V71L254 73H251V75L249 74V76H248V74H245V72H246V70H245V68L242 66V65H239V64H235V63H230V64H224V65H214V66H212V65H210L211 63H214V62H212V61H210L211 63L209 64L208 63V60L206 59V61H203ZM77 61H79L78 59H77ZM77 61L75 62V64H74V70L76 69V67H75V65H77L78 63H77ZM86 61V62H85ZM106 61H107V59H106ZM164 61V62H165ZM169 61H170V59H169ZM172 61H175V60H172ZM183 61V60H182ZM228 61V60H227ZM237 61V60H236ZM72 62V61H71ZM92 62H94V61H92ZM92 62H89L87 65H86V67H84V70L87 68V66H90L89 64L91 63V66L89 67V68H92V70L94 69L93 68V66H92ZM96 62V61H95ZM109 62V61H108ZM108 62H105L104 61V63H106V65L105 66H108V69H109V67L111 66V67H113L114 68V65L112 64V62L110 61V63L113 65H111L110 63H108ZM217 62V61H216ZM215 62V63H216ZM225 62V61H224ZM248 62V61H247ZM155 63H161L160 65H158L159 67H157V66H155ZM166 63V62H165ZM164 63V64H165ZM214 63V64H215ZM218 63H220V62H218ZM248 63H250V62H248ZM252 63V62H251ZM259 63V62H258ZM258 63L256 62L255 64H257L258 65ZM66 64V63H65ZM69 64V63H68ZM83 64V65H84ZM95 63H93V65H94ZM102 64V65H101ZM125 64V63H124ZM133 64V63H132ZM131 64V65H132ZM163 64V65H164ZM84 65V66H85ZM97 65H98V63H97ZM99 65L101 66V68H103V69H96V70H102L100 73L99 72H97L98 74H104L103 73V70H104V68L106 69L107 67H104L103 66V61H102V63H99ZM99 65H98V67H99ZM261 65V64H260ZM82 66V65H81ZM170 66V67H169ZM181 66V64L179 65V67ZM255 66V65H254ZM95 68H98L97 66H94ZM111 67H110V69H109V71H108V69L105 71V72H109V76L107 77L108 78V80H109V78H110V81H112V80H114V78L111 80V77H113V75L116 73H114V71L116 70L115 68L117 67V66H115V70L112 72V71H110V70H112L111 69ZM143 67V68H142ZM165 67V66H164ZM88 68V69H89ZM100 68V67H99ZM162 68V67H161ZM78 70H79V68H77ZM117 69V70H118ZM155 71H154V70ZM171 69V68H170ZM78 70H76V71H74L75 73L76 72H78ZM82 70H83V67H82ZM91 70V69H90ZM129 70V71H128ZM133 70H135V71H133ZM159 70V69H158ZM161 70V69H160ZM160 70L158 71V73L160 74ZM174 70H176V71H174ZM73 71V70H72ZM79 71H81V69L79 70ZM95 71V69L93 70V72ZM119 71H117V73H119ZM247 71H248V69H247ZM87 72V69L85 70V72L83 71V72H78V73H76V74H78L79 76H80V74L81 73H86ZM90 72V71H89ZM88 72V73H89ZM92 71H91V73L92 74H95V75H92V76H96V77H98L97 79H95V80H98L99 79V77H101L100 75L99 76H97L98 74L96 73V72H94L93 73ZM113 74H111V73ZM130 72V73H129ZM152 72V73H153ZM161 72H163V69L161 70ZM173 72H175V73H173ZM91 73H90V80H92V78L94 79V77H92L91 78ZM117 73H116V75H117ZM121 73V74H122ZM151 73V72H150ZM151 73V74H152ZM157 73V75H159ZM106 74V76L108 75L107 73H105ZM134 74H135V76H134ZM161 74H163V73H161ZM178 75V79H179V83H176V75ZM253 74V75H252ZM71 75V74H70ZM84 75V74H83ZM116 75H114V76H116ZM120 75V74H119ZM119 75H117V76H119ZM153 75V74H152ZM155 75V74H154ZM72 76V75H71ZM70 76V77H71ZM77 76V75H76ZM82 76V75H81ZM85 76H86V74H85ZM84 76V77H85ZM111 76V77H110ZM145 76H148V77H145ZM160 76H162V75H160ZM87 77L89 78V76L87 75ZM87 77H85L86 78V84H85V81H84V87L86 88L87 87V85H88V89H87V91H88V93H90L91 91L89 90L90 88H89V79H88V81H87ZM120 77V76H119ZM142 77H145V78H142ZM158 77V76H157ZM81 78L82 77H80V79H79V77L77 76V78H76V81H80L81 80ZM101 78H103V76L101 77ZM105 79V82L103 81V80H101V79H99V84L98 85H100V84H105L104 86L106 87V89H107V86H108V88H110V85L112 86L113 85V82L111 83L110 81H108V82H110V83H108V82H106V77H104ZM115 78H117V77H115ZM78 79V80H77ZM84 79V78H83ZM159 79V78H158ZM160 79H163L164 80V77L162 78V77H160ZM159 79V80H160ZM103 82H101V81ZM126 80V81H127ZM70 81H72V80H70ZM125 81V82H126ZM154 81V82H153ZM160 81H162V80H160ZM88 82V83H87ZM93 82H95L94 80H93ZM101 82V83H100ZM73 83V82H72ZM90 83H92V82H90ZM144 83H145V85H144ZM162 83V82H161ZM93 84V83H92ZM96 84V83H95ZM108 84H110V85H108ZM115 84V83H114ZM76 85H78V84H76ZM97 85V84H96ZM94 86V88L96 87V88H98L99 86L97 85V86ZM102 85H100V88H101V86ZM144 85V86H143ZM161 85V84H160ZM83 86V85H82ZM141 86H143V87H145L146 86V88L145 89H147L146 91H145V89L144 88H141ZM77 87H79V88H81V89H79V90H82V87H80L79 85L77 86ZM115 87V88H116ZM121 87L123 88V89H121ZM127 87V88H126ZM152 87H153V90H152ZM71 88V87H70ZM69 88V89H70ZM75 88H76V86H75ZM74 88V89H75ZM84 88V90H86ZM93 88V87H92ZM91 88V89H92ZM93 88V89H94ZM94 89L93 90V92L94 91H96V92H98L97 90L98 89ZM112 88V90L113 91H115V88H113V87H111ZM117 89V91H119ZM131 89V90H130ZM141 89H144V91L142 90V91H140ZM149 89V90H150ZM158 89V90H157ZM71 91H73V90H71ZM90 91V92H89ZM101 91V89H99V92ZM107 91V92H106ZM109 91H111V90H109ZM109 91L108 90H105L104 92H105V94L106 93H108V95H109ZM148 91V92H147ZM153 91V92H154ZM74 92V91H73ZM82 93H84V94H82L83 96V98L85 97L84 95H86V93L87 92H83V91H81ZM120 92H114L112 95L114 96V98H116L119 94H117V96L115 95V93H120ZM152 92V93H153ZM75 93H76V91H75ZM101 93V92H100ZM100 93H99V95H98V93H97V95L94 93V95L95 96H97L98 98H99V96H100ZM102 93H103V89H102ZM102 93H101V95H102ZM79 94H80V92H79ZM110 94V95H111ZM89 94H87L86 96H88ZM91 95V94H90ZM89 95V97L91 98V96ZM104 95V94H103ZM146 95L145 96H143V99H145V100H143V101H145L146 102ZM194 96L193 98H190V96ZM76 96V95H75ZM105 97L107 96V95H104ZM113 96H111V98L113 97ZM120 96H118V98H120ZM191 96V97H192ZM77 97V96H76ZM96 97V99H94L95 97L93 96V99L92 100H95V102H97V105H98V103L100 102V103H102V104H104L103 102H101L102 100H104V99H102L101 97H103V96H100V98H101V100H98L97 101V98ZM108 97V96H107ZM122 97V98H123ZM124 97V98H125ZM140 97H142V96H140ZM78 98V97H77ZM86 98H88V97H86ZM86 98H84V99H86ZM109 98H110V96H109ZM114 98H113V100H111L112 101V103H116L117 104V100H114ZM121 98V99H122ZM75 99V98H74ZM138 99V101H136ZM177 99V100H176ZM180 99V100H179ZM187 99H185V101L187 100ZM76 100H78V99H76ZM89 101V99H86V101ZM91 99H90V101H92ZM120 100V99H119ZM125 100V99H124ZM90 101H89V103H90ZM108 101H110V99L108 100ZM107 98H105V102H106V104H107ZM114 101V102H113ZM123 101V100H122ZM140 101V102H139ZM187 101H189V100H187ZM78 102V101H77ZM77 102H74V103H77ZM83 102H85V100L83 101ZM95 102H93L92 101V103H95ZM121 104H123V102H121V101H119ZM131 102H132V104H131ZM143 102L144 104H141V105H143L144 107H147L148 108V106H145V105H148V104H150V102ZM177 102V103H178ZM88 103V102H87ZM89 103L87 104V105H89ZM108 103H111V102H108ZM115 103H114V105H115ZM135 103V105L137 104L138 106H135V105H133ZM162 103V104H161ZM183 103L184 102H180L179 104H181L182 106H185L186 104H187V102H186V104H184L183 105ZM192 103V102H191ZM190 103V104H191ZM86 104V103H85ZM101 104V105H102ZM106 104H104V105H106ZM120 104V105H121ZM152 104V103H151ZM176 104V103H175ZM174 104V105H175ZM178 104V105H179ZM189 104V105H190ZM84 105V104H83ZM91 105V104H90ZM96 104H94V106H95ZM97 105L95 106V107H97ZM109 104H107V106H108ZM110 105H112V104H110ZM129 105H130V107H132V109H130V107H129ZM132 105V106H131ZM141 105H140V107H141ZM154 104H152V106H153ZM155 105H158V104H155ZM154 105V106H155ZM196 105V106H195ZM82 106V105H81ZM92 106V105H91ZM99 106H100V104H99ZM113 106V105H112ZM112 106H108V107H111L112 108ZM115 106H117L118 107V105H115ZM123 106V105H122ZM128 106V107H127ZM180 106V105H179ZM179 106H177V107H179ZM188 105H186V107H187ZM89 107V106H88ZM106 107V106H105ZM116 107V108H117ZM121 106H119V108H120ZM139 107V108H140ZM150 107V106H149ZM156 107V108H155ZM154 107V109L156 110V111H158V112H156V113H160L161 111V109L159 108V106H155ZM157 107L160 109V110H157ZM174 107H176V106H174ZM186 107H184V108H186ZM192 107V106H191ZM193 107V108H194ZM89 108H91L90 110L92 111L93 109H92V107H89ZM94 108V107H93ZM104 108V107H103ZM118 108V109H119ZM138 108V109H139ZM150 108H152V107H150ZM188 108H190L189 106L186 108V109H188ZM77 109V108H76ZM79 109V108H78ZM107 111H105L104 109H103V111H105L106 113H104V112H102V110L100 109L99 111H101L100 113H99V111L97 110V112H95L96 113V115L95 116H98V117H96V118H98L97 119V121L99 122V118H100V121H101V123L102 124H106L107 123V125H108V121L106 122V120H107V112H109V111H111V112H113L112 114H114L113 116L114 117H116L115 115H117V114H119V112H120V109L118 110V109H116V112H117V110L119 111V112H117V114H115L114 113V109H115V107L113 106V108H112V110H109L110 108H108L107 109V107L105 108ZM123 109V107L121 108V110ZM124 109V110H125ZM153 109V110H154ZM172 109H174V108H170V111H168V114H169V112H171V110ZM177 110H178V108H176ZM175 109V110H176ZM192 109V108H191ZM83 110V109H82ZM89 110V111H90ZM109 110V111H108ZM129 110H128V112H129ZM136 110V109H135ZM135 110L133 111L134 113V116H135ZM141 110V109H140ZM143 110L144 111H146L145 110V108L143 109V107H142V112H143ZM162 110V111H163ZM174 110V112H172V113H178V112H176ZM184 110V111H183ZM90 111V112H91ZM96 111V110H95ZM126 111V110H125ZM148 111H152L151 109H149V110H147V120H148V114H151V113H148ZM160 111V112H159ZM79 112V111H78ZM77 112V113H78ZM122 112H124L123 110H122ZM121 112V114H123ZM131 112V111H130ZM130 112H129V114H130ZM138 111L136 110V113H137ZM153 112V111H152ZM155 112H154V114H155ZM180 112H181V109H180ZM183 112H188V110H186L185 111V109H182V113ZM82 113V112H81ZM89 113V112H88ZM92 113H94V112H92ZM94 113V114H95ZM97 113H99L98 115H97ZM104 113V115H102ZM126 112H124V115H126L127 117L126 118H128V116H130L128 113H126ZM189 113V112H188ZM188 113H187V115H186V113H184L186 116H184V117H187L188 116ZM216 113H218L219 115H217V116H220L221 114H223L224 115V117H223V123L222 122H220V121H218L217 119H218V117H216L215 119L218 121V123H222V125H221V127H223V129L221 128V130H223V131H220V129H219V125L220 124H217V123H213V122H215V121H213L212 122V118L214 119V117H215V115H216ZM94 114H92V116L95 118V116H94ZM102 116H106V117H100L101 115ZM121 114H119V116L120 117H122L123 116V118L122 119H119V120H123L124 119V115H121ZM128 114V115H127ZM133 114L131 113V116L133 117ZM138 114V113H137ZM136 114V115H137ZM153 114V113H152ZM154 114H153V119L152 118H150V119H152V120H154V119H156L157 120V118H155V116H154ZM179 114V113H178ZM198 114V115H197ZM89 116H90V113L88 114ZM109 115H111V114H109ZM140 115V114H139ZM157 116H158V114H156ZM167 115V116H166ZM170 115L172 116V114L170 113ZM92 116H90V118L91 119H93L94 120V118L92 117ZM112 116V115H111ZM112 116V117H113ZM131 116H130V118H128V119H133V118H131ZM142 116V117H141ZM143 116L144 117H146V113H145V115H140V117H141V119H143V121H142V123L144 124H142L140 121H138V120H140V118L138 119V115H137V118H136V116H135V118L134 119H138L137 121L138 122H140L139 124L140 125H142L141 126V128L142 127H146V132H144V130H143V128H142V130H143V134H149L151 131H150V129L148 128L149 126H147L148 124L150 125V121L148 122V124H147V122L145 123L144 122V119H146V118H143ZM151 116V115H150ZM171 116H169V117H167L168 119L171 117ZM76 117V116H75ZM84 117V116H83ZM111 117V118H112ZM112 118L113 120L114 119H116V118H120V117H116V118ZM182 119L184 118V117H182V114H181V116H180ZM189 117V116H188ZM80 118V117H79ZM103 118H105L106 120H105V122L103 121L102 122V120L101 119H103ZM110 118V117H109ZM125 118V119H126ZM160 118V117H159ZM180 118V119H181ZM192 118V117H191ZM84 119V118H83ZM90 119V120H91ZM149 119V120H150ZM164 119V118H163ZM161 119L163 122H162V125H164V123H165V125L166 124H168L169 126H171V125H174V124H172V121L170 122L169 120V123H168V121L166 120V119ZM170 119H172L173 120V117H171ZM190 118H188L187 120H189ZM86 120V119H85ZM90 120L88 119V121L90 122ZM104 120V119H103ZM109 120H111V119H109ZM118 120V119H117ZM116 120V121H117ZM127 120V119H126ZM126 120H123L122 122L123 123H125L124 121H126ZM152 120H151V123H152ZM155 120V121H156ZM159 120V119H158ZM158 120L155 122V123H157L156 125L154 124H152L151 125V127H154V130L156 129L157 130V132L159 133V132H164V134L163 135H166V133H168V135H167V137L168 138H171L170 140H173L175 137L173 136V135H178V133H180V132H178V133H176L175 132V130L173 129V131L172 130H169L168 129V125L167 126H163V128H162V126H160L161 125V121L160 122H158ZM165 120L167 121V123L165 122ZM219 120H221V119H219ZM221 120V121H222ZM87 121V122H88ZM96 121V122H97ZM121 121H119L120 123H122ZM146 121V120H145ZM181 121V120H180ZM179 121V122H180ZM184 121V120H183ZM183 121H181V123H180V125L183 123ZM190 121V120H189ZM82 122V121H81ZM86 122V121H85ZM95 124H93V126H92V128L94 129V127L95 126H98V125H100L101 123H96L95 122V120L93 121ZM92 121H91V123H93ZM111 122V121H110ZM113 122V121H112ZM129 122H131V127H130V123H128V121L123 125V126H121L119 123H117V128L115 129V133H117L116 135H118L119 136V132H120V129H121V127H122V129L123 128H128V127H130V128H134V126H132V125H136L137 124V122H136V120L135 121H129ZM136 123V124H134V123ZM173 122H175V121H173ZM185 122H187L188 123V121H186L185 120ZM90 123V124H91ZM129 125H128V124ZM133 123V124H132ZM158 123H160V125L158 124ZM170 123H171V125H170ZM190 123V122H189ZM82 124H84V122L82 123ZM97 124V125H96ZM111 124V123H110ZM114 124V123H113ZM116 124V123H115ZM119 124V125H118ZM139 124H138V128H140L139 127ZM147 124V125H146ZM86 125H87V123H86ZM106 125V126H107ZM159 125V126H158ZM101 126V125H100ZM100 126H98V128L100 127ZM109 126V125H108ZM107 126V128L109 129H111V131H112V128L111 127H108ZM119 126H121L120 127V129L118 130V128H119ZM128 126V127H127ZM155 126H158V129L157 128H155ZM189 126V125H188ZM187 125H186V123H184V124H182V129H183V131H181V138H182V141H183V138L184 139H186V140H189L190 141V139H191V131H190V129H189V127H188ZM217 126H218V128H217ZM103 125L101 126V130H103ZM105 127V126H104ZM159 127H161L162 129H164L165 130V128L166 129H168V131L166 132V131H158L159 130ZM165 127V128H164ZM172 127V126H171ZM173 127H175V126H173ZM88 128V127H87ZM97 128V127H96ZM94 129V130H96V133H98V128L97 129ZM106 127L104 128V130L106 129L107 131H101L102 133L101 134H105L106 132L108 133L109 131H108V129H107ZM128 129V132L129 133H131L132 134V132L133 131H131L130 132V130H132V129ZM147 128L149 129V130H147ZM209 128V129H208ZM217 128V129H216ZM92 129V130H93ZM100 129V128H99ZM109 129V130H110ZM121 129V130H122ZM135 129V128H134ZM171 129V128H170ZM219 129V130H218ZM86 130V129H85ZM84 130V131H85ZM93 130V131H94ZM114 130V129H113ZM118 130V131H117ZM136 130V129H135ZM134 130V131H135ZM152 130V129H151ZM153 130V131H154ZM110 131V132H111ZM117 131V132H116ZM123 131V133H125V134H123V133H121V134H123L124 135V138L126 137L125 135H131V134H127L126 132L127 131H125L124 129L122 130ZM125 131V132H124ZM178 131H179V129H178ZM95 132V131H94ZM109 132V133H110ZM114 132V131H113ZM139 131H137L136 130V134L138 133ZM154 132H156V131H154ZM154 132H151V133H154ZM157 132H156V135H158L157 134ZM93 133V132H92ZM95 133V134H96ZM112 133V132H111ZM175 133V134H174ZM201 133V132H200ZM114 134V133H113ZM136 134H135V136H136ZM82 135V134H81ZM122 135V136H123ZM133 135V136H132ZM131 136H132V138L131 139H134V134H132ZM139 136H138V138L139 137H141L142 135L141 134H138ZM141 135V136H140ZM177 135H176V137H177ZM224 135V136H223ZM229 137H227V136ZM93 136H94V134H93ZM130 136V137H131ZM145 136V135H144ZM148 136V135H147ZM155 136V135H154ZM161 136V135H160ZM193 136V135H192ZM200 136V135H199ZM225 136L227 137V139H231V138H233V139H231L230 141L229 140H227L226 138H225ZM109 138H108V140H106L105 138H107V136L104 138V137H101V138H103L104 139V143H105V145L106 144H108V143H106V142H109L110 144H112L111 143V141H112V139H114L113 141H115L116 139L113 137H111V136H108ZM112 139H111V138ZM137 137V136H136ZM135 137V138H136ZM146 137V136H145ZM149 137H153V136H149ZM149 137H147L148 139H150ZM157 137V136H156ZM164 137H166V136H164ZM174 137V138H173ZM180 137V136H179ZM179 137H177V138H179ZM84 138V137H83ZM83 138H82V140H83ZM122 138V139H121ZM118 137V139L115 141V143L116 142H118V140H121V141H119V142H122V140H125L126 141V139H123V137ZM127 138H129V137H127ZM93 139H100L99 137H94ZM103 139H101V140H103ZM111 139V140H110ZM130 139V141L128 140V141H126V142H128L127 143V145H129L128 147L131 149V146L133 145H131L130 146V144L131 143H133L132 142V140ZM141 139V138H140ZM143 139V138H142ZM141 139V140H142ZM156 139V138H155ZM162 139V138H161ZM226 139V141L227 142H225L224 140ZM81 140V139H80ZM81 140V141H82ZM91 140H92V138H91ZM100 140V141H101ZM135 141H136V143H134V145H136L137 146V142H139L138 141V139L136 140V139H134ZM133 140V141H134ZM145 140H147L146 138H145ZM153 140V139H152ZM168 140V139H167ZM170 140H168V141H170ZM174 140H176V139H174ZM97 141V140H96ZM106 141V142H105ZM112 141V142H113ZM83 142V141H82ZM102 142V144H104ZM119 142H118V144H119ZM125 142V143H126ZM129 142H131V143H129ZM141 142V141H140ZM140 142L138 143L139 145H138V148H136V146H134L133 145V149H134V147L136 148V149H140V148H145V146H143L144 145V143H143V141L141 142L143 145H142V147H141V145H140ZM147 142H148V140H147ZM153 142H154V144L155 143H157V142H155L154 140H153ZM174 142V141H173ZM185 142V141H184ZM80 143V142H79ZM87 143V142H86ZM99 143H101V142H99V140H98V144ZM123 143V142H122ZM150 143H151V140H150ZM165 143V142H164ZM101 144V145H102ZM117 144V143H116ZM117 144V146L116 147H113V146H115L114 145V143H113V146H112V148H114L113 150H115V148H116V150L118 151V146L120 145H118ZM124 144V143H123ZM151 144H153V143H151ZM100 145V144H99ZM105 145H102V147H105ZM125 145V144H124ZM126 145V146H127ZM156 145V144H155ZM183 145V144H182ZM181 145V146H182ZM120 146H122V145H120ZM119 146V147H120ZM157 146H158V148H159V150H162L163 149V147H159L160 146V144L159 143H157ZM163 146V145H162ZM166 146V145H165ZM164 146V147H165ZM180 146V147H181ZM186 146V145H185ZM101 147V146H100ZM101 147V148H102ZM106 147H108V146H106ZM124 148H125V150H126V147L125 146H123ZM128 147H127V152H129L128 154H130V149H128ZM140 147V148H139ZM148 147H150V146H148ZM191 147V145L189 146V148ZM84 148V147H83ZM93 148V147H92ZM91 148V149H92ZM121 148V147H120ZM124 148H121L120 150H124ZM151 148H154V149H157L156 147H154V145H152V147ZM162 148V149H161ZM86 149V148H85ZM94 149L96 150V147L94 146ZM104 149V153L106 152V150L107 149H105V148H103ZM111 149V148H110ZM146 149V151H150L151 149L149 148H145ZM168 149V148H167ZM166 149V150H167ZM184 149H185V147H184ZM183 149V150H184ZM191 149V148H190ZM81 150V149H80ZM87 150V149H86ZM86 150H83V152L84 151H86ZM120 150L118 151V153L120 152ZM122 150V151H123ZM129 150V151H128ZM143 150L144 149H142L141 151L143 152ZM158 150V149H157ZM178 151H179V149H177ZM110 150H108L107 152H109ZM117 151L115 152V151H113V153H117ZM121 151V152H122ZM125 151V152H126ZM163 151H165V148H164V150ZM189 151V150H188ZM82 152V153H83ZM87 152V151H86ZM86 152H84V153H86ZM96 152V151H95ZM121 152H120V155L121 156H123L124 154L126 155V153L125 152H122V153H124L123 155L121 154ZM138 152L140 153V151L138 150ZM136 153V151H133V153L135 154H137L135 157L136 158H138V156L140 155V156H142L141 154H143V155H145L144 153H142L141 152V154H139V153ZM161 152V151H160ZM169 152H171V151H169ZM174 152V151H173ZM177 152V151H176ZM182 152V151H181ZM81 153V154H82ZM87 153H89V157L91 158V157H93V158H95L94 157V155L99 159L101 156H97L96 155V153H94V155H93V153H92V151H91V153H92V155L93 156H91L90 155V152H87ZM102 153V152H101ZM100 153V154H101ZM110 153H112V152H110ZM109 153V154H110ZM131 153H132V150H131ZM151 154L153 153V155H152V159H153V157H154V159L156 160V156H154V152H152V150H151V152H150ZM199 153V152H198ZM139 154V155H138ZM147 154V153H146ZM161 154V153H160ZM160 154H158L159 155V157L160 158H162L161 156H160ZM165 154H166V151H165ZM164 154V155H165ZM167 154H169L168 152H167ZM171 154H172V152H171ZM170 154V155H171ZM185 154V153H184ZM188 154V153H187ZM187 154H185V156H187ZM196 154H197V152H196ZM85 155V154H84ZM104 155H106V153L104 154ZM107 155H108V153H107ZM111 155V154H110ZM110 155H108V156H105V157H108L109 159L111 158H113V157H115V156H113L112 157V155H116V157H118V158H115V159H112L113 161L115 160H117L118 159V161L120 160L119 159V157H121L120 155L119 156H117L118 154H112L111 156ZM133 154H131L129 157L130 158H132L133 156H132ZM148 155V154H147ZM156 155V154H155ZM182 155H183V153H182ZM190 155V154H189ZM128 156L126 155L125 156V158L127 157L128 158ZM132 156V157H131ZM166 156V155H165ZM165 156H163V158L165 157ZM175 155H171V158H173ZM184 156V157H185ZM134 157V159H131L130 161H134L136 158ZM143 157V158H142ZM141 158H142V160L146 157V158H148V156H142ZM151 156L149 155V158H150ZM189 157V156H188ZM187 157V158H188ZM103 158V157H102ZM108 158H106V161H108V162H110L111 161V159L110 160H107ZM122 158V157H121ZM125 158H123L122 159V161H124L125 163H127V161L126 160H124ZM126 158V159H127ZM130 158H128V161H129V159ZM140 158V159H141ZM158 158V157H157ZM162 158V159H163ZM166 158H168V156H166ZM196 158V157H195ZM194 158V159H195ZM92 159V158H91ZM98 159H96L95 161L97 162V160ZM151 159V158H150ZM151 159V162H154L153 164L154 165H161V161H163V160H161L160 162H158V164H155V163H157V161L155 162V160H152ZM170 159V158H169ZM182 159V158H181ZM184 159V158H183ZM79 160V159H78ZM86 160H87V157H86ZM86 160H85V163H86ZM102 160V161H101ZM138 161L137 162H139V159H137ZM142 160H140V161H142ZM144 160H146V159H144ZM149 160V159H148ZM164 160H165V158H164ZM172 160H176L175 159V157H174V159H172ZM198 160V159H197ZM100 161L101 162H105V159L103 160V159H100ZM100 161L98 160V163H100ZM122 161H120V163H116L115 162V164L117 165V166H119V164H120V166H119V168H120V170H122L121 171V174H122V172L123 171H125V169H127V166H126V164L124 165V162H122ZM136 161V160H135ZM166 161V160H165ZM184 161H187L186 160V158H185V160ZM189 161V160H188ZM107 162V163H108ZM122 162V163H121ZM143 162V161H142ZM141 162V164H143V165H145L146 163H148V161L145 163V161L142 163ZM150 162V161H149ZM190 162V161H189ZM89 163H91V161L89 162ZM93 163H94V161H92V165H93ZM97 163V164H98ZM129 163V162H128ZM127 163V164H128ZM165 163V162H164ZM167 163H169V162H167ZM167 163H165V164H167ZM172 163H173V161H172ZM175 163H176V165H178L177 164V162L175 161ZM175 163H173L172 164V166L175 164ZM182 163H184V162H182ZM95 164V163H94ZM113 164H114V162H113ZM113 164H112V162H111V165L113 166ZM114 164V165H115ZM130 165L131 164H133L134 165V163L132 162H130L129 163ZM135 164H136V162H135ZM138 164V163H137ZM140 163L138 164V166L136 167L135 166V169H137L138 167H140L139 165H141ZM150 164V163H149ZM152 164V165H153ZM186 164H187V162H186ZM87 165V164H86ZM91 165V164H90ZM91 165V166H92ZM100 165H101V163H100ZM122 165H124L126 168H123L122 167ZM130 165L128 166V167H130ZM133 165H131V167L133 166ZM148 165V164H147ZM146 165V166H147ZM154 165H153V169H158L159 168V170H156V172L158 171L159 173H160V171H161V168L159 167V166H157V168H154ZM168 166H169V164H167ZM166 165V166H167ZM170 165H171V163H170ZM176 165H174L175 166V168L173 167V168H171V171L173 170V169H177L176 168ZM180 165V164H179ZM178 165V166H179ZM182 165H184V164H182ZM182 165H180L179 166V168H181V166ZM89 166V165H88ZM87 166V167H88ZM93 166H95V165H93ZM98 166V165H97ZM96 166V167H97ZM107 166V165H106ZM151 167V164L150 165H148L147 167ZM162 166V165H161ZM163 166H164V164H163ZM171 166V167H172ZM96 167L94 168L93 167V169H94V172H96L95 171V169H96ZM103 169V171L101 170V168H100V166H99V168L97 169V174L99 173L98 171H99V169L103 172V174H105V175H103V176H105L104 178H107L108 180L110 179L109 177H111L113 174H117V176H119L120 177V170L119 169H117V170H119L118 172H116L115 171V173H111L112 175L111 176H108L109 174H110V171H108L107 170V168L108 169H110L108 166H107V168L104 166V165H102L101 166ZM116 167V166H115ZM149 167V169H150V171H152L151 169L152 168H150ZM165 167V166H164ZM164 167H162V169L164 170V171H161V172H165V171H167V169H169L170 170V168L169 167H165L166 168V170L164 169ZM188 167V166H187ZM143 169V167H140L139 169H137L136 170V172L138 173V171L140 170V169ZM145 168V167H144ZM183 168V167H182ZM107 171H106V170ZM129 169V168H128ZM112 170V169H111ZM115 170V169H114ZM114 170H112V171H114ZM131 170V169H130ZM179 170V169H178ZM177 170V171H178ZM182 170V169H181ZM184 170V169H183ZM182 170V171H183ZM134 171V170H133ZM146 171L148 172V169L146 168ZM146 171H144L143 170V172L144 173H146ZM170 171V172H171ZM181 171V172H182ZM188 171V170H187ZM215 171V173H216V175H217V178L216 177H212V174H213V172ZM105 172V173H104ZM109 172V173H108ZM127 172H128V170H127ZM136 172H135V174H136ZM140 174L142 175V171L140 170ZM168 172V171H167ZM179 172V171H178ZM126 172H123V174H125ZM132 173V172H131ZM130 173V174H131ZM152 173V172H151ZM158 173V175L156 174V177H153L154 179H156V178H158L159 176H160V174H162V173H160L159 174ZM169 173V172H168ZM172 173V172H171ZM175 173H176V171L174 170L173 171V175L175 176ZM185 173H186V170H185ZM92 174V173H91ZM94 174V173H93ZM100 174V173H99ZM139 174V175H140ZM148 174H149V176H148ZM165 174V173H164ZM163 174V175H164ZM179 174V173H178ZM190 174H191V172H190ZM189 174V175H190ZM126 176L125 177H127V174H125ZM138 175V174H137ZM138 175V176H139ZM140 175V176H141ZM146 176H148L147 177V180H144V179H146L145 177H143L142 178V180H144V181H142L143 183V185L141 184V186H144V184H145V182L146 181H148V178L150 177L151 178V176H150V173H146L145 174ZM154 175H155V173H154ZM153 175V176H154ZM166 175V174H165ZM172 175V176H173ZM215 175V174H214ZM215 175V176H216ZM116 176V178H118L119 179V177H117ZM121 176H124V175H121ZM132 176V175H131ZM135 176V175H134ZM139 176V177H140ZM173 176V177H174ZM98 177L99 176H97V179H98ZM113 178H115L114 177V175L112 176ZM170 177H171V175H170ZM169 177V179L171 180V178ZM172 177V179H174ZM100 178V177H99ZM121 178V177H120ZM123 178V177H122ZM129 178V177H128ZM128 178H126L125 180V182H123V183H126L127 182V185H130V184H128V182L130 183V181H128L129 179ZM132 178V177H131ZM138 178V177H137ZM153 178L152 179H150V180H153ZM134 179H135V177H134ZM100 180V179H99ZM98 180V181H99ZM107 180V181H108ZM113 180V179H112ZM111 180V181H112ZM114 180H116V179H114ZM120 180V179H119ZM122 180V179H121ZM135 180H137V179H135ZM134 180V181H135ZM140 180H141V178H139V182H140ZM149 180V181H150ZM102 181H104V180H102ZM106 181V180H105ZM110 181V180H109ZM117 181V180H116ZM134 181H132V182H134ZM138 181V180H137ZM149 181L147 182L148 183V185H152V184H149ZM154 181V180H153ZM152 181V183L153 184H155V186H157L156 185V183H154ZM164 181V180H163ZM179 181V180H178ZM192 181V180H191ZM191 181H190V183H191ZM97 182V181H96ZM136 182V181H135ZM138 182V183H139ZM166 182V181H165ZM171 182V181H170ZM199 182H201V181H199ZM104 183V182H103ZM106 183V182H105ZM105 183H104V185L103 186H105ZM109 183V185H110V182H107V184ZM122 183V182H121ZM150 183H151V181H150ZM158 183V182H157ZM164 182H161V184L159 185L160 186V189H159V192H160V194L162 195V192H165V191H163L165 188H169L168 187V184H167V186L164 188V185H166V184H164V185H162ZM173 183H171V184H173ZM187 183V182H186ZM91 184V183H90ZM112 184V183H111ZM119 184V183H118ZM140 184V183H139ZM138 184V185H139ZM170 184V185H171ZM126 185V184H125ZM134 186H136L137 185V183H136V185L135 184H133ZM147 185V184H146ZM169 185V186H170ZM225 187V194H222L221 192L223 191V189H222V187L223 186ZM101 186V185H100ZM115 186V185H114ZM162 186V187H161ZM172 186V185H171ZM195 186V185H194ZM204 185L202 184V187H203ZM220 186H222L221 187V189L220 190H222V191H220V192H217V189H218V191H219V188L218 187H220ZM127 187H129V186H127ZM131 187V186H130ZM149 187V186H148ZM196 187H197V185H196ZM199 187V186H198ZM136 188V187H135ZM138 188H140V187H138ZM155 188V190L157 189L158 190V188L157 187H154ZM163 190H162V189ZM194 188V187H193ZM200 188V187H199ZM112 190H113V188H111ZM111 189H110V191H111ZM137 189V188H136ZM142 188H140V190H141ZM146 189V190H145ZM149 190L151 189V191L150 192H152L153 190H152V188H148ZM147 188H144V190L145 191H147L148 190ZM173 188H171V191L172 192H169V196L167 195L166 197H170L172 194H174V192H175V190H172ZM139 190V189H138ZM144 190L142 191V192H144ZM154 190V191H155ZM156 190V191H157ZM160 190H162V192L160 191ZM187 190V191H186ZM189 190V191H188ZM195 190V189H194ZM109 191V192H110ZM136 191V190H135ZM153 191V192H154ZM168 191H170V190H167V192ZM193 191V190H192ZM199 191V190H198ZM201 191V190H200ZM108 192V193H109ZM140 192V191H139ZM148 192V191H147ZM166 192V193H167ZM175 192V193H176ZM202 192V191H201ZM224 192V191H223ZM105 193H106V191H105ZM114 192H112V194H113ZM133 193V192H132ZM149 193V192H148ZM155 193H158V191L157 192H154V194ZM166 193L164 194L163 193V195L162 196H165L166 195ZM170 193H172L171 195H170ZM138 194V193H137ZM151 194V193H150ZM200 194V193H199ZM107 195V194H106ZM143 195V194H142ZM145 195H147V194H145ZM144 195V196H145ZM156 195H158V194H156ZM160 195V196H161ZM177 195H174L175 197H173V198H178L177 197ZM108 196V195H107ZM139 196H141V195H139ZM159 196V197H160ZM173 196V195H172ZM171 196V197H172ZM147 197H149L150 198V196H147ZM156 197V196H155ZM158 197V196H157ZM156 197V198H157ZM158 197V198H159ZM188 197V198H189ZM109 198V197H108ZM107 198V199H108ZM127 198V197H126ZM143 198V197H142ZM147 199L149 202H150V204H152L153 202H152V200H150V199ZM156 198H154V200H156ZM161 198H163V197H160L159 199H161ZM153 199V198H152ZM157 200V201H160V200ZM184 199H181V201L182 200H184ZM195 199H194V202H195ZM142 200H144V199H142ZM168 200V199H167ZM191 200V199H190ZM190 200H188L189 202H190ZM191 200V201H192ZM109 201V200H108ZM157 201H156V203H157ZM180 201V200H179ZM187 201V200H186ZM187 201V203L189 204V202ZM129 202V201H128ZM149 202H148V204H149ZM173 202H174V200H173ZM183 202V204H185L184 203V201H182ZM194 202H192V203H194ZM130 203V202H129ZM145 203V202H144ZM155 202H154V205H160L161 206V204H160V202H158V204H156ZM178 203V202H177ZM185 204V205H188V204ZM191 202H190V204H189V206H191V207H193L194 205H191L192 204ZM147 204V203H146ZM165 204V203H164ZM182 204V205H183ZM197 204H195V206H196ZM211 205V204H210ZM176 206V205H175ZM146 207V206H145ZM191 207H189V208H191ZM139 208V207H138ZM186 208H187V206H186ZM209 208V207H208ZM208 208H205V210L206 209H208ZM155 209H157V208H155ZM188 209V208H187ZM193 209V208H192ZM138 210V209H137ZM158 210V209H157ZM181 210V209H180ZM191 210V209H190ZM203 210V209H202ZM215 210V211H216ZM163 211H165V210H163ZM188 211H189V209H188ZM153 212V211H152ZM156 212V211H155ZM184 212V211H183ZM193 212V211H192ZM212 212H214V210L212 211ZM142 213V212H141ZM185 213V212H184ZM156 214H158V213H156ZM179 214V213H178ZM190 214V213H189ZM205 214H206V212H205ZM205 214H203L202 216L204 217V218H206V216H205ZM186 215V214H185ZM168 216V215H167ZM186 216H188V215H186ZM143 217V216H142ZM163 217V216H162ZM185 217V216H184ZM189 217H190V215H189ZM188 217V218H189ZM201 217V216H200ZM202 217V218H203ZM198 218V217H197ZM204 218H203V220H204ZM208 218V217H207ZM169 219V218H168ZM192 219V218H191ZM218 218H216V220H217ZM165 220H166V217H165ZM178 220V219H177ZM185 220V219H184ZM184 220H183V222H184ZM208 220V219H207ZM206 220V221H207ZM240 220V221H241ZM247 220H246V222H247ZM206 221H204V222H206ZM192 222V221H191ZM202 222V221H201ZM203 222V223H204ZM212 222V221H211ZM215 222V221H214ZM247 222V223H248ZM188 223H190V220L188 221ZM188 223H186L187 225H190V224H188ZM193 223V222H192ZM230 223V222H229ZM185 224V222L183 223V225ZM216 224V223H215ZM241 224V223H240ZM187 225H185V227L187 226ZM194 224H192V226H193ZM244 225V224H243ZM178 226V225H177ZM192 226H191V229H193L192 228ZM206 226V225H205ZM227 226V225H226ZM184 227V226H183ZM184 227V228H185ZM188 227H190V226H188ZM194 227V226H193ZM253 227V226H252ZM195 228H199L200 229V227H197V226H195ZM194 228V229H195ZM214 228V227H213ZM250 228V227H249ZM195 230H198V229H195ZM195 230H192V231H195ZM217 230V229H216ZM219 230V229H218ZM224 230V229H223ZM255 230V229H254ZM199 231V230H198ZM229 231V230H228ZM250 231V230H249ZM247 232V234L248 233H250V232ZM204 232V231H203ZM215 232V231H214ZM198 233H202V232H198ZM240 233V232H239ZM238 232H237V234H239ZM204 234V233H203ZM232 234V233H231ZM230 234V235H231ZM246 234V235H247ZM234 235V234H233ZM249 236H251L250 234H249ZM248 235H247V238L249 237ZM252 236H254V234L252 235ZM244 238V237H243ZM254 238V237H253ZM255 238H256V236H255ZM254 238V239H255ZM249 239V238H248ZM247 240V239H246ZM245 240V241H246ZM249 241H250V239H249ZM251 241H256V240H251ZM250 243V242H249ZM253 243V242H252ZM251 244V243H250ZM254 244V243H253ZM255 245H256V242H255ZM252 246V245H251ZM253 248V247H252ZM255 249V248H254ZM253 250V249H252ZM257 264V263H256Z\"/></svg>",
  "mask_w": 264,
  "mask_h": 264
}]
</instances>
